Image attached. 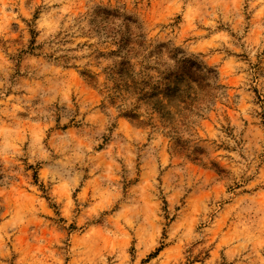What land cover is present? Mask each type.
<instances>
[{
	"label": "clouds",
	"instance_id": "9594fccd",
	"mask_svg": "<svg viewBox=\"0 0 264 264\" xmlns=\"http://www.w3.org/2000/svg\"><path fill=\"white\" fill-rule=\"evenodd\" d=\"M162 244L264 264V0H0V264Z\"/></svg>",
	"mask_w": 264,
	"mask_h": 264
},
{
	"label": "rangeland",
	"instance_id": "374dc122",
	"mask_svg": "<svg viewBox=\"0 0 264 264\" xmlns=\"http://www.w3.org/2000/svg\"><path fill=\"white\" fill-rule=\"evenodd\" d=\"M215 173L212 171H208L207 175L209 177L213 176ZM208 193H202L197 196H192L190 199L191 200H198L203 197V195H207ZM227 222V220H225ZM174 248V245L172 244H162L161 247H159L155 252H153L151 255L148 256L146 260L142 262V264H150V261L157 258V257H162L160 260V264H167V258L171 254V250ZM199 259V258H198Z\"/></svg>",
	"mask_w": 264,
	"mask_h": 264
}]
</instances>
